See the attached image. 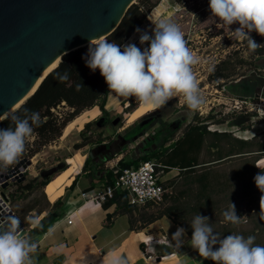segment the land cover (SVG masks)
Listing matches in <instances>:
<instances>
[{
  "label": "trees",
  "instance_id": "16d2710c",
  "mask_svg": "<svg viewBox=\"0 0 264 264\" xmlns=\"http://www.w3.org/2000/svg\"><path fill=\"white\" fill-rule=\"evenodd\" d=\"M160 1L137 0L128 8L118 26L106 39L110 43L115 42L122 46L129 37L136 33V29L147 21L148 15L159 5ZM174 1L181 4L185 0ZM250 35L258 44H264V36H260L255 31L251 32ZM88 47L89 44L65 53L58 65L45 76L35 93L12 112L21 118H23L25 111L39 112L42 121L39 126L33 125L32 133L35 139L32 142L26 141L25 151L17 162L24 157H33L45 145L59 138L66 124L83 110L97 104L102 110L103 117L110 114L105 106L110 93L108 85L99 69L93 72L85 63L84 57L88 52ZM249 53L253 58L264 56V47ZM244 60L243 57L241 62ZM230 74L224 73L220 66H217L216 70L211 73L210 79H226ZM65 76L67 79H63ZM255 98L253 97V99ZM129 102L132 110L139 105V101L135 97H130ZM250 115L252 113L248 116ZM224 121V119H219L217 123H223ZM95 124L96 120L85 124L81 130V140L73 145L74 148L78 149L87 144L99 145L102 143V138L92 137ZM171 124L164 123L163 128L153 131L151 144L147 145L140 154L133 158L122 157L117 168L105 167L104 165L107 159H111L115 155H110L101 161L99 163L101 175L97 179V181L103 182V186L113 185L123 169L138 166L142 161L154 160L158 164L157 171L161 173H166L173 168L178 169V174L167 179L168 182L163 181L166 188L163 201H170V204L159 208L155 212H148L145 208L152 205V202L142 206L133 205L130 203L131 192L116 190L112 197L103 201L105 206L116 205L115 212L108 215L106 224H110L112 217L119 213L130 215V223L133 229L142 228L162 216H167L185 228L191 237L192 229L186 226L184 222L188 214L185 210L189 209L187 198L196 199L197 203L192 205V209L210 210L216 203L212 198V193L220 190L221 183V173L217 172L216 167L224 165L227 161L240 159L243 162L234 171V177L239 178L243 183V191L247 197L261 192L254 181V177L261 172L260 168L264 169V165L259 164L261 157L264 156V140L258 141L256 139L258 135L243 138L236 136L232 131L211 129L208 123L205 122H192L188 123L182 133L177 136V131L181 128V125L171 129ZM9 127L14 128V124L10 116H7L0 121V128ZM162 135H164L162 140L157 142ZM17 162L2 169H10ZM91 163L92 159L88 157L85 168ZM257 164L260 168L256 166ZM65 167L66 165L63 164L62 168ZM53 175L54 173L46 174L41 179L26 183L14 181L9 186L11 184L16 185V192L26 197L40 188L43 190V187L51 180ZM13 194L11 193V196ZM45 202V207L34 212L33 217L39 216L43 211L48 210L47 214L35 226L36 231H45L53 220L61 214L59 212L62 205L60 198L52 204L50 209H48L50 202L47 200L46 195ZM135 212H139V217L135 215ZM15 213L21 216L19 212L15 211ZM31 222V220H27L26 224L29 225ZM139 222L140 224H137ZM212 263L215 264L213 261Z\"/></svg>",
  "mask_w": 264,
  "mask_h": 264
},
{
  "label": "crops",
  "instance_id": "0c3cea01",
  "mask_svg": "<svg viewBox=\"0 0 264 264\" xmlns=\"http://www.w3.org/2000/svg\"><path fill=\"white\" fill-rule=\"evenodd\" d=\"M254 62L255 68L249 73H244L223 85L230 99H252L259 94L264 96V82L257 88L254 95L234 94L228 88V84H235L248 77H257L264 81V72H257L264 71V56L256 57ZM172 99L159 107L149 108L136 115L141 106L140 102L134 110L129 109L130 103L127 97L121 99V96L110 91L105 105L110 113L108 116L103 117L100 106L96 104L83 110L66 124L62 135L50 144L53 146L56 143L58 149H68L70 154L63 163L66 167L59 166L51 180L43 187V192L50 202L48 209L59 198L61 199L62 205L59 209L61 214L45 231H36L34 228L48 210L33 219L28 215L27 217L32 221L29 225L20 216L27 227L23 237L37 244L36 251L30 253L32 264H111L113 259L121 261L122 264H213L210 259L205 260L201 257L192 247L191 237L187 231L183 236L182 244L178 245L172 240V233L182 226L171 218L162 216L142 228L133 229L130 215L119 213L112 217L110 224H106L108 215L115 212L116 205L105 206L102 200L94 199L93 195L84 194L104 187L103 182L97 181L101 175L99 170L101 161L110 155H115L107 159L104 165L117 168L122 157L133 158L151 144V134L155 131L153 124H161L167 120ZM181 112L183 110H178L175 115ZM113 114L123 115V122L118 128L116 124H120L119 117H112ZM95 120L92 137L102 138V143L74 148L73 145L81 140V130L85 124ZM173 122L175 121L171 123ZM216 129L229 131L220 127ZM163 134L165 135L166 132ZM234 134L239 136L238 133ZM164 135L160 136L157 142H160ZM123 146L125 148H122ZM78 154L82 156L79 168L65 182L57 186V196L51 197L47 187L71 168V159ZM88 157L92 159V163L85 168ZM177 171V168H173L166 172L163 178H170Z\"/></svg>",
  "mask_w": 264,
  "mask_h": 264
},
{
  "label": "clouds",
  "instance_id": "9594fccd",
  "mask_svg": "<svg viewBox=\"0 0 264 264\" xmlns=\"http://www.w3.org/2000/svg\"><path fill=\"white\" fill-rule=\"evenodd\" d=\"M213 16L229 29L232 38L245 42L249 52H255L264 44H258L250 35L255 31L264 36V0H210ZM239 24L234 31L233 24ZM152 34L136 29L140 33V44H149L141 50L134 43L121 45L109 42L103 35L92 38L84 57L86 66L93 72L99 69L111 92L121 97H135L142 105L159 107L176 96H182L190 109H198L204 103L193 66L199 57L187 46L184 33L170 19H160ZM63 79H67L65 76ZM79 88V86H78ZM10 116L13 127L0 128V168L17 162L25 151L26 139L39 126V112L25 111L23 118L14 113ZM258 168L259 165H256ZM254 177L261 193H264V169ZM264 214V195L260 198ZM226 221L239 224L236 206L231 202L223 212ZM209 218L197 214L191 223V245L205 260L215 264H264V246L255 243V237L230 234L221 238L208 223ZM185 228L178 227L171 238L183 243ZM37 244L22 236L19 221L11 218L0 220V264H32L30 253ZM111 264H122L113 259Z\"/></svg>",
  "mask_w": 264,
  "mask_h": 264
},
{
  "label": "rangeland",
  "instance_id": "374dc122",
  "mask_svg": "<svg viewBox=\"0 0 264 264\" xmlns=\"http://www.w3.org/2000/svg\"><path fill=\"white\" fill-rule=\"evenodd\" d=\"M174 2V0H161L159 5L148 15L147 21L139 28L150 34L155 27L154 24L160 19H170L180 27L184 33L187 46L199 57L200 62L193 66V71L197 77L199 89L203 94L205 103L198 109L193 110L186 105L182 96H176L170 101L168 117L164 123L168 124L175 121L170 125L171 129L177 128V124L180 123L181 128L177 131V135L182 133L188 123L205 122L208 123L211 129L220 127L238 133L240 137L251 138L258 135L256 137L258 141L264 140V106L243 104L239 109H236L233 106L234 102L227 95V89L223 86L241 74L249 73L250 70L255 68V58L251 57L246 49V43L236 41L232 38L229 29L222 25L218 26L222 21L211 13L210 0H185L181 4ZM238 27V23L233 24L231 30L234 31ZM131 37L134 40L130 42L135 44L136 39L140 37V33L136 32ZM148 46L149 44H144L137 47L143 50ZM243 57L245 60L241 62ZM217 66H220L224 73H231L230 76L226 79L211 80V73L216 70ZM257 72L263 73L264 71L259 70ZM263 82V79L248 77L235 84H228V88L234 94L254 95ZM258 97L249 101H257ZM129 98L127 97V101H129ZM128 107L131 109V104ZM178 110H183V112L176 116ZM250 113L252 115L248 116ZM115 116L119 117L120 124H116L118 128L123 122V115L113 114L112 117ZM219 119L225 121L222 124L217 123ZM164 123H154L153 128L155 130L162 128ZM34 139L35 136L32 133L26 141L32 142ZM50 144L45 145L38 153L30 157L32 164L27 168L26 177L21 182L26 183L41 179L46 174L56 172L58 167L65 163V158L70 154L68 149H58L56 143L53 146H50ZM242 163L240 159H237L231 162L227 161L224 165L216 167L217 172L221 173V183L220 190L212 193V198L216 201L215 205L210 210H195L191 207L197 203L196 199L187 198L189 209L185 210L188 214L184 222L186 226L191 228L193 218L197 214H201L209 218L208 223L211 224L214 232L218 233L221 238L230 234H242L246 238L254 236L255 243L264 246V214H262L260 208V198L264 193L260 192L246 196L243 191V183L239 178L234 177V171ZM259 164H264V156L261 157ZM176 174H178V171ZM164 175L165 173H160L162 180L165 182H168L167 179L174 176L165 179L163 178ZM16 189L17 186L14 184L5 189L9 197V205L14 212H19L26 221L30 220L27 217L28 215L33 218L35 215L33 212L46 206L42 188L28 194L26 197L21 196L20 193L16 192ZM11 193L14 194L11 196ZM252 198L254 199L252 200ZM231 202L236 206L237 215L242 217L239 224H232L223 217V212L229 208ZM167 204H170V201L162 200L158 203H152L145 210L155 212ZM135 215L139 217V212H135ZM137 224H140V222Z\"/></svg>",
  "mask_w": 264,
  "mask_h": 264
},
{
  "label": "water",
  "instance_id": "95a60500",
  "mask_svg": "<svg viewBox=\"0 0 264 264\" xmlns=\"http://www.w3.org/2000/svg\"><path fill=\"white\" fill-rule=\"evenodd\" d=\"M135 2L0 0V121L35 93L45 78L37 84L44 69L58 58L60 62L65 53L89 44L90 39L106 38ZM135 45H141L140 37ZM31 164L32 159L24 157L10 169L0 168V220H18L22 236L27 227L8 205L5 189L11 182L23 181Z\"/></svg>",
  "mask_w": 264,
  "mask_h": 264
},
{
  "label": "built area",
  "instance_id": "2783aa9c",
  "mask_svg": "<svg viewBox=\"0 0 264 264\" xmlns=\"http://www.w3.org/2000/svg\"><path fill=\"white\" fill-rule=\"evenodd\" d=\"M234 107L239 109L243 104L253 106H264V96L259 95L257 101H249L248 98H231ZM157 163L154 160L142 161L138 166L123 169L113 185L104 186L102 189L92 193H84L86 196L93 195L94 199L105 201L112 197L116 190H127L131 192L130 203L142 206L147 203H158L163 200L166 188L157 171ZM0 183V193L2 191ZM9 205V201L7 202ZM10 206V205H9Z\"/></svg>",
  "mask_w": 264,
  "mask_h": 264
},
{
  "label": "bare ground",
  "instance_id": "6f19581e",
  "mask_svg": "<svg viewBox=\"0 0 264 264\" xmlns=\"http://www.w3.org/2000/svg\"><path fill=\"white\" fill-rule=\"evenodd\" d=\"M156 10V9H155ZM159 11V10H158ZM152 13V12H151ZM158 13V12H157ZM135 38V37H134ZM134 40L133 37H131L127 42H125L123 45L125 44H129L131 43L130 41ZM122 45V46H123ZM121 46V50H123V47ZM142 46V45H140ZM142 48V47H141ZM59 62V58L57 60H55L54 62H52L46 69H44V71L40 74L38 80H37V84L45 77V75H47V73L49 71H51L56 65L57 63ZM122 99V97H121ZM113 100V99H112ZM111 101V100H110ZM113 103V102H112ZM113 106V105H112ZM111 106V107H112ZM17 107V106H15ZM14 107V108H15ZM13 108V109H14ZM149 108H153L152 106H145V105H142L140 106V108L138 109V111L136 112V115L139 114V113H142V112H145L146 110H148ZM155 108V107H154ZM12 111V109L7 112L10 113ZM75 156V155H74ZM82 162V156L80 154L76 155L73 159H71V163H72V166L71 168H69L68 170H66L61 176H59L58 178H56V180H54L53 182H51L49 184V186L47 187V191L49 193V195L51 197H54L57 192H58V189H57V186L61 185L63 182H65L80 166ZM57 196V195H56Z\"/></svg>",
  "mask_w": 264,
  "mask_h": 264
},
{
  "label": "flooded vegetation",
  "instance_id": "af4514ba",
  "mask_svg": "<svg viewBox=\"0 0 264 264\" xmlns=\"http://www.w3.org/2000/svg\"><path fill=\"white\" fill-rule=\"evenodd\" d=\"M173 124V123H172Z\"/></svg>",
  "mask_w": 264,
  "mask_h": 264
}]
</instances>
